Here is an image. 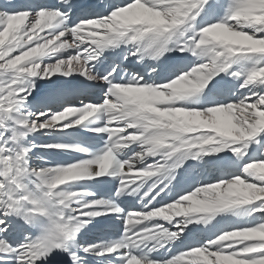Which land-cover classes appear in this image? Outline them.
<instances>
[{
    "label": "snow or ice",
    "instance_id": "obj_1",
    "mask_svg": "<svg viewBox=\"0 0 264 264\" xmlns=\"http://www.w3.org/2000/svg\"><path fill=\"white\" fill-rule=\"evenodd\" d=\"M0 264H264V0L0 2Z\"/></svg>",
    "mask_w": 264,
    "mask_h": 264
},
{
    "label": "bare ground",
    "instance_id": "obj_2",
    "mask_svg": "<svg viewBox=\"0 0 264 264\" xmlns=\"http://www.w3.org/2000/svg\"><path fill=\"white\" fill-rule=\"evenodd\" d=\"M0 2H3V0H0ZM73 158H75L74 155L73 156L64 157V159H73Z\"/></svg>",
    "mask_w": 264,
    "mask_h": 264
}]
</instances>
